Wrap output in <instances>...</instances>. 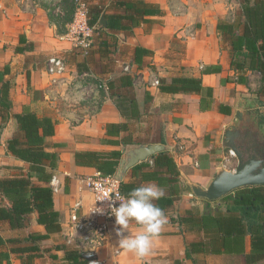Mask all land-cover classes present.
<instances>
[{
    "label": "crops",
    "instance_id": "1",
    "mask_svg": "<svg viewBox=\"0 0 264 264\" xmlns=\"http://www.w3.org/2000/svg\"><path fill=\"white\" fill-rule=\"evenodd\" d=\"M86 1L89 15L97 11L127 14L137 23L132 26L125 17L121 21L125 28L103 27L83 54L57 32L37 4L32 8L35 12L29 13V1L19 6L0 0V87L8 83L10 105L7 109L0 104V178L16 176L28 168L6 149L8 140L21 135L12 114L28 109L54 122V134L45 137V142L47 150L59 157L49 185L61 229L37 244L55 253L57 262L68 264L64 252L55 246L69 245L70 237V244L80 242L70 214L76 212L81 220L93 216L88 181L102 175L97 170L100 163L82 157L77 164V153L118 152L116 171L127 144L164 143L168 149L163 152L173 160L178 175L172 173L165 158L157 161L156 153L127 170L122 191L127 196L142 184H158L164 196L154 203L168 222L154 238L150 254L140 258L118 246L119 226L113 217L106 223L105 237L93 242L100 264H264V236L252 239L249 225L253 218L241 215L240 206L234 203L235 191L208 200L196 197L189 186V182L206 186L218 168L226 167L229 150L222 147V134L237 110L245 105L255 124L264 123L261 73L249 69L248 63L241 69L231 64V39L217 28L227 24L234 35L241 33L243 0L237 5L230 0ZM136 1L157 7L161 14L138 16L123 4ZM20 37L31 42L33 50L15 52ZM55 53L68 60L69 68L61 77L48 74L45 63L40 62L42 56ZM175 77L197 79L200 87L162 92L151 84L158 79L165 85ZM99 83L103 86L98 87ZM115 103L126 106L122 104L119 111ZM234 163L236 166V159ZM209 215L211 223L205 218ZM257 215L264 218V212ZM36 219L37 213H31L28 227L21 229L0 221V236L15 240L2 248L7 251L31 245L29 234L46 233ZM141 230V225L131 221L127 234L135 236ZM260 232L264 233V228ZM8 261L21 264L14 253ZM50 263L46 254L34 260V264ZM2 264H7L6 260Z\"/></svg>",
    "mask_w": 264,
    "mask_h": 264
},
{
    "label": "trees",
    "instance_id": "2",
    "mask_svg": "<svg viewBox=\"0 0 264 264\" xmlns=\"http://www.w3.org/2000/svg\"><path fill=\"white\" fill-rule=\"evenodd\" d=\"M126 9L132 10L138 16L148 14H161V12L152 5H148L143 1H136L131 4L123 3ZM73 9L69 14L63 17L53 18L47 14L49 22L56 26L57 32L63 34L66 31V25L71 21ZM101 16H104L107 22L106 29L119 30L125 28L121 21L128 17L134 26L137 20L133 16L127 14H108L97 11L89 15V24L98 25L97 31L104 30L99 25L98 21ZM242 31L239 35H234L231 31V25H221L222 32L226 33L230 40V44L234 53V59L231 64L235 68H243L248 63L249 69L257 70L261 73L264 81V0H243L242 4ZM33 50V44L26 42L24 37L19 38V45L15 47V52L24 53L25 51ZM138 51V49H137ZM146 53L147 51H143ZM49 56L41 57L40 62L46 63ZM159 90L162 92H179L185 90H198L200 81L193 78L175 77L168 84H161L159 81ZM0 104L9 108L8 100V83H2L0 87ZM126 106L125 103H122ZM115 103L119 111H122L123 105ZM122 106V107H121ZM12 117L15 119L18 129L21 132L20 136H14L7 141L6 149L15 158L22 160L28 164L27 171L13 177L0 178V221H7L11 228H27L29 215L33 212L37 213V223L44 226L46 233L44 234H29L28 239L31 245L21 247H11L5 251L2 246L9 242H15L14 239H3L0 236V264L6 260L7 264L9 254L18 255L21 264H34L35 258L46 254L51 260L50 264H61L57 262V255L52 253L50 249L41 247L37 244L38 241L45 239L49 234L61 229L59 222V213L53 208V190L49 185L51 179L55 175L59 157L55 152L47 150L48 144L45 142V137L54 134V122L50 117H39L34 112L24 110L21 113H14ZM116 126V125H111ZM167 152L156 154L158 157L166 159V164L174 175H178V171L172 159H167ZM120 154L118 152H110L103 154L100 152H91L75 155L76 163L80 162L82 157L99 162L97 167L98 172L102 175H113ZM35 178L36 181L32 180ZM67 180V179H66ZM123 182H120V191L123 194ZM248 190V194L244 192ZM238 188L235 191L234 203L239 205V211L244 217H252V222L249 225L252 239H262L264 233L260 232L264 228V218L259 217L257 212H264V186ZM263 189V190H262ZM244 193V195H240ZM124 195V194H123ZM125 196V195H124ZM243 208V209H242ZM245 212V213H244ZM251 213H253L251 215ZM211 223V215L209 217ZM55 250L64 252L63 259L68 264H86L82 257V247L79 240L73 244L56 245Z\"/></svg>",
    "mask_w": 264,
    "mask_h": 264
},
{
    "label": "water",
    "instance_id": "3",
    "mask_svg": "<svg viewBox=\"0 0 264 264\" xmlns=\"http://www.w3.org/2000/svg\"><path fill=\"white\" fill-rule=\"evenodd\" d=\"M99 25L106 27V19L101 16ZM243 105L234 114V119L225 127L221 144L224 149L231 151L236 159L233 170L223 167L218 168L206 186H200L189 182L190 189L196 197L208 200H216L227 193L244 186L264 185V159L258 158L250 147L242 148L238 141L247 139L250 141L255 130L253 113ZM168 149L164 143H130L124 148L123 155L119 161L114 179L122 181L123 176L129 168L147 157Z\"/></svg>",
    "mask_w": 264,
    "mask_h": 264
},
{
    "label": "built area",
    "instance_id": "4",
    "mask_svg": "<svg viewBox=\"0 0 264 264\" xmlns=\"http://www.w3.org/2000/svg\"><path fill=\"white\" fill-rule=\"evenodd\" d=\"M98 25L89 24V14L85 2L80 1L76 5L71 21L66 25V31L62 37L70 40L74 48L80 49V52L87 53L97 34ZM66 57L63 55H51L45 63V69L48 74L53 77H61L67 70L65 64ZM125 67L124 70H127ZM84 79L88 77L87 73L83 74ZM87 81L86 84L91 83ZM153 86L159 85V80L154 79L151 83ZM103 84L99 83L98 87ZM231 152V151H229ZM232 153V152H231ZM88 188L93 196V216L89 219L81 220L77 217L76 212L70 214V223L74 230L79 232L80 244L82 247V257L86 264H100L93 250V242L105 237L107 229L106 223L114 216L110 214V205L118 206L119 201L115 200V196H124L120 191V182L114 179L113 175H97L90 178ZM95 207L102 208L103 212H95ZM71 236V235H70ZM71 243V237L67 239ZM140 264H148L141 262Z\"/></svg>",
    "mask_w": 264,
    "mask_h": 264
},
{
    "label": "clouds",
    "instance_id": "5",
    "mask_svg": "<svg viewBox=\"0 0 264 264\" xmlns=\"http://www.w3.org/2000/svg\"><path fill=\"white\" fill-rule=\"evenodd\" d=\"M164 196V190L155 182H148L134 188L127 196H115L118 206L110 205V214L115 217L119 227L116 234L119 237L118 246L140 258L150 254L152 242L168 222L164 211L154 201ZM95 212H103L95 207ZM131 221L142 226L135 236L127 234Z\"/></svg>",
    "mask_w": 264,
    "mask_h": 264
},
{
    "label": "rangeland",
    "instance_id": "6",
    "mask_svg": "<svg viewBox=\"0 0 264 264\" xmlns=\"http://www.w3.org/2000/svg\"><path fill=\"white\" fill-rule=\"evenodd\" d=\"M3 1L7 5L18 4L19 6H23L25 3H28L27 1H29L28 8H27L29 13L35 12V11H32V8H33V6H35V4H37V8L42 9V11H44L46 13V15L49 13L50 15L53 16V18L63 17L64 15L69 14L71 9H73V11H75L76 5L80 1H83L85 3L87 2L86 0H3ZM232 2H233V4L237 5L239 0H230V4ZM86 5H87V9H88L89 4L86 3ZM88 14H89V10H88ZM51 55H60L61 56L62 54L55 53V54H51ZM39 59H40V57H39ZM65 64H66L67 68H69L67 59H65ZM226 154H227L226 159L224 160V164L226 166L225 168H227L228 170H233L235 168V163H234L235 156L233 153H231L229 151H226Z\"/></svg>",
    "mask_w": 264,
    "mask_h": 264
},
{
    "label": "flooded vegetation",
    "instance_id": "7",
    "mask_svg": "<svg viewBox=\"0 0 264 264\" xmlns=\"http://www.w3.org/2000/svg\"><path fill=\"white\" fill-rule=\"evenodd\" d=\"M253 135L250 141L247 139L243 141H236L242 148L250 147L255 152L258 158L264 159V123L256 124L255 130H252Z\"/></svg>",
    "mask_w": 264,
    "mask_h": 264
}]
</instances>
